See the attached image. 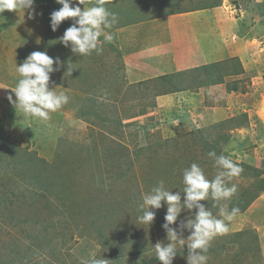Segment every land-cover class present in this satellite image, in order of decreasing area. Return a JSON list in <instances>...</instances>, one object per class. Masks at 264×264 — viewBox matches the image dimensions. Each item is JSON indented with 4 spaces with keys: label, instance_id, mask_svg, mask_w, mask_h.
<instances>
[{
    "label": "rangeland",
    "instance_id": "1",
    "mask_svg": "<svg viewBox=\"0 0 264 264\" xmlns=\"http://www.w3.org/2000/svg\"><path fill=\"white\" fill-rule=\"evenodd\" d=\"M217 1L147 4L157 13H170L181 5L189 9ZM95 2L84 0L80 7L87 9ZM229 2L234 18L243 22L241 35L248 39L254 35L257 44L251 45L252 38L242 40L246 62L242 64L239 56L209 63L205 66L210 69L203 70L190 59L199 57L194 52L185 58L191 70L172 74L171 64L182 54L166 58L170 67H160L159 58L152 59L158 70L145 67L143 53H126L116 45L122 37L115 36L112 27L104 29L113 35L111 43L104 42L103 34L99 38L101 54H73L59 43L73 21H63L55 32L50 28V13L61 7L55 0H35L34 19L27 11H5L0 29V264H87L92 257L107 264H160L154 246L171 242L162 227L167 205L161 201L160 209L150 208L155 218L142 224L137 219L142 198L163 180L167 190L181 193L183 203V169L196 163L207 179L217 174L210 151L229 157L243 171L227 182L237 187L230 199L217 202L209 197L199 202L221 219V207L239 209L231 221L225 219L228 231L210 242L207 264H264V26L259 30L254 26L255 20H264V0ZM132 4L109 0L105 7L115 14L128 13ZM36 51L59 57L62 67L51 74L49 87L69 96L46 122L25 117L7 99L10 94L15 99L12 91L20 78L16 65ZM220 80L226 91L247 96L229 106L234 113L217 123L221 130L195 118L187 122L182 114L174 118L175 112L186 111L183 108L195 102L203 108L221 106L224 101L216 96L226 92L218 86ZM183 83L194 84L190 90L203 86L208 90L200 94L201 100L192 98L178 106L169 93L179 92ZM209 94L216 99H206ZM163 95L168 99L157 100ZM242 112L251 121L244 120ZM240 127L243 130L236 133ZM234 134L237 138L230 141ZM196 211L183 208L169 225L178 240L185 241L182 246L176 243L172 264H186L192 230L184 224Z\"/></svg>",
    "mask_w": 264,
    "mask_h": 264
},
{
    "label": "clouds",
    "instance_id": "2",
    "mask_svg": "<svg viewBox=\"0 0 264 264\" xmlns=\"http://www.w3.org/2000/svg\"><path fill=\"white\" fill-rule=\"evenodd\" d=\"M61 7L50 13V28L53 32L57 31L61 23L71 19L73 23L59 37V43L65 47H70L73 54L88 56L93 52L101 54L103 47L100 37L103 34L104 42L111 43L113 35L105 33L104 29L111 28L118 22L115 13L110 12L106 7L109 0H96L95 4L85 9L80 5L84 0H55ZM35 0H0V14L5 11L22 10L29 13V18H35ZM55 65V67H54ZM62 62L59 57L53 58L46 52H32L19 65L16 71L19 80L14 91L15 99L10 94L7 99L25 117L36 118L42 122L50 119V113L62 108L69 102V96L64 92L57 93L54 88L49 87L51 74L60 71ZM69 74L71 70L67 69ZM214 159V165L218 169L214 179L209 180L205 177L201 167L192 163L188 168L183 169L182 183L183 203H181V193L167 190L164 181H158L157 185L142 198L139 205L141 214L137 217L142 224H151L155 218V212L149 210L160 209L161 201L167 205L164 217L165 223L162 225L168 232V239L171 241L166 246L156 243L154 246L155 257L160 264H172L176 254V243L184 245V240H178L176 231L169 228L177 221L178 215L183 208L197 209L194 219L187 220L185 228L191 229L187 248L188 254L186 264H207L208 248L210 242L218 235H223L228 231L225 219L231 221L239 212L238 208L226 211L220 209V216L216 218L200 201L211 197L217 202L230 199L237 191L235 184L228 186V181L237 177L243 171L242 167L233 162L229 157L215 151L208 153ZM87 264H107V260L92 257Z\"/></svg>",
    "mask_w": 264,
    "mask_h": 264
},
{
    "label": "crops",
    "instance_id": "3",
    "mask_svg": "<svg viewBox=\"0 0 264 264\" xmlns=\"http://www.w3.org/2000/svg\"><path fill=\"white\" fill-rule=\"evenodd\" d=\"M149 1H151L153 5V0H131L133 3L131 7L132 10L128 13L118 12L116 14L118 22L112 26V30L116 32L115 36L119 35L122 37L116 45L126 53L135 51L143 53L141 61L145 67L158 70L156 64L153 63L155 58H159L164 64L167 60L166 58L172 54H182L184 59H189L190 54L194 52H197V54L199 53V57L196 58L192 56L190 59L196 60L198 67L199 65L203 67L209 63H221L232 58H238L239 56H241V59H239L240 61L242 60V64L246 62L245 56H247V53H245L246 51L242 47V40L248 38L241 35L243 22H241L238 17L234 18L232 12L234 7L230 4V0H220L217 1L216 4H211V6H199L189 9L181 5L180 9H177L178 11L170 13H157L156 8L151 10L149 4H147ZM229 6H231L232 10L229 9ZM117 11L118 9L114 10V12ZM5 15V12L0 14V29L3 25V21H5ZM262 19L255 20L257 23L254 26L255 28L257 27L258 30L262 25L264 26V20ZM258 20L260 23H258ZM262 31L264 30H261V32ZM254 32L255 31H251L250 35H253ZM247 35L249 36V34ZM251 38L253 41L255 40L253 35V37L249 36L248 41H251ZM251 45L257 44L254 41ZM182 57L180 55L178 59L172 62V68H170L171 74L174 72H187L188 69L191 70V66L189 67V62L186 59V61L180 60ZM126 61L129 62V59H126ZM170 62V60H167V64L158 65L163 68L170 67ZM140 69L142 71L144 68L140 66ZM161 75L162 74H160V76ZM142 76L144 77V75ZM154 77L159 76L157 74ZM218 86L223 87V91L226 89L224 84ZM197 90L198 91L189 89L169 94L172 96L171 100L175 101L178 99L176 100L179 103L178 106H181L183 105V101L191 102L192 98H194L195 101L201 100L200 94L204 95L208 89L203 86ZM225 92L226 93H222L220 96H216L218 101H224L220 103L222 104L221 106L203 108L200 105V101L198 103L195 102V105H186L183 108L187 109L186 111L181 113L179 111L175 112L174 118L182 114L185 116L187 122L195 118L197 121H200V123H210L209 125L213 126L222 121L231 119L234 109L230 110L229 106H232L234 101L238 100L240 97L247 98V96L233 89H230L229 92L225 90ZM211 95L212 94L208 95L211 98L206 99H216L214 98L215 96L213 97ZM161 98L168 99V95L157 97V100ZM180 108L181 107H179V109ZM242 113L243 114L240 115H245L244 117L248 118V121H251V118H249L246 112ZM242 130L243 128L240 127L236 130V133ZM230 137V141H232L235 137L237 138V134H234V137Z\"/></svg>",
    "mask_w": 264,
    "mask_h": 264
},
{
    "label": "trees",
    "instance_id": "4",
    "mask_svg": "<svg viewBox=\"0 0 264 264\" xmlns=\"http://www.w3.org/2000/svg\"><path fill=\"white\" fill-rule=\"evenodd\" d=\"M205 67V68H204ZM204 67H202L201 69H206V68H209V67H206V66H204ZM216 68V67H215ZM201 69H199L197 72H200L201 71ZM210 69V68H209ZM221 81V80H220ZM185 83V82H184ZM183 83V84H184ZM219 84L220 83H223L222 81L221 82H218ZM179 85V84H178ZM194 84H191V85H187V84H184V87L183 88H179V89H177L178 91H181V89H184V90H189L190 89V87L191 86H193ZM166 91V90H165ZM227 91H230V89H228ZM235 91V90H234ZM246 118L244 117V120H245ZM0 122H2L1 120H0ZM220 124V123H219ZM218 124H215L214 125V129H216V130H218L219 128H216V126H217ZM219 130H221V129H219ZM220 133H224V135L226 136V137H229L227 134H225V132H223V131H219ZM226 137H225V141H226ZM229 139V138H228ZM231 208H233V206H231Z\"/></svg>",
    "mask_w": 264,
    "mask_h": 264
}]
</instances>
